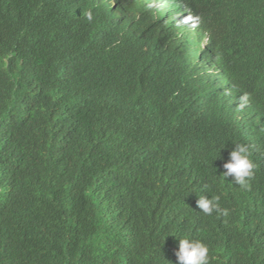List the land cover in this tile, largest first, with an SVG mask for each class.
I'll use <instances>...</instances> for the list:
<instances>
[{
    "label": "trees",
    "instance_id": "16d2710c",
    "mask_svg": "<svg viewBox=\"0 0 264 264\" xmlns=\"http://www.w3.org/2000/svg\"><path fill=\"white\" fill-rule=\"evenodd\" d=\"M142 3L206 38L247 105L210 99L186 46L131 53L107 0H0V264H177L185 236L264 264V0ZM237 143L244 189L222 174Z\"/></svg>",
    "mask_w": 264,
    "mask_h": 264
},
{
    "label": "clouds",
    "instance_id": "9594fccd",
    "mask_svg": "<svg viewBox=\"0 0 264 264\" xmlns=\"http://www.w3.org/2000/svg\"><path fill=\"white\" fill-rule=\"evenodd\" d=\"M107 1L112 8L111 14L119 21L118 26L121 30L125 35L135 38L138 42V46L131 53L138 51L142 43L145 42L148 45L160 47L164 52L169 54L174 51V48L178 47L177 44L174 45L176 41H179L174 34H178L184 41L190 44L186 45L189 48L187 50L188 58H195L207 75L213 78L211 83L203 81L208 85L205 89L209 98H213L219 104H224L227 112H236L247 105L249 101L248 94L241 95L239 93L240 95H238L232 82L228 84L226 81L223 82L224 77L222 73L226 70L215 61L217 56L212 53L213 51L210 48L208 40L197 37L187 27L184 28L183 25H186L184 21H181L182 17L172 18L161 16L156 11L158 3L155 4L154 8L148 9L143 5V0ZM138 7H142L143 9L141 10ZM87 18L91 20V13L88 14ZM144 18H146V21H143ZM149 21H153L151 25L154 28L150 32L146 31L148 29L150 30V26H147ZM165 26L171 27L173 33L168 31L166 33L167 37L164 36L162 38V33L164 32L159 33V30L160 28H165ZM180 44L182 45L183 43L181 42ZM110 49L113 53L117 54V51L111 46ZM239 119L240 117H235L236 122ZM255 167L249 148L246 145L237 143L234 144V148L230 151L228 161L223 164L224 171L222 174L225 179L231 177V182H234L240 188L244 189L248 187V183L254 175ZM197 206L205 215L210 216L216 213L217 215L227 216L229 214L228 209L221 208L219 195H210V198L209 196H199ZM175 255L177 257V264H210L209 248L199 239L194 240L187 236L180 238L178 250Z\"/></svg>",
    "mask_w": 264,
    "mask_h": 264
},
{
    "label": "bare ground",
    "instance_id": "6f19581e",
    "mask_svg": "<svg viewBox=\"0 0 264 264\" xmlns=\"http://www.w3.org/2000/svg\"><path fill=\"white\" fill-rule=\"evenodd\" d=\"M138 8H140V7H138ZM141 10L143 9L142 7L140 8ZM143 21H146V18H144V20ZM143 21H141V22H143ZM153 21H149L148 23V25L147 26H150L149 28H150V30L148 29V30H146V31H148V32H150V31H152L154 28H153V26L151 25V23H152ZM144 23V22H143ZM143 30H145V29H143ZM146 31H144V32H146ZM168 31H170L171 33H173V29L171 28V27H168V26H165V28H160V30H159V33H162V32H164V33H162L163 35H162V38L164 37V36H166V33H168ZM176 37H177V39L179 40V41H176L175 43H174V45H178V47L177 48H174V50H176L177 52H178V50H182L183 49V46H186V45H190L187 41H184L182 38H181V36H179V35H176V34H174ZM167 37V36H166ZM183 43L182 45L180 44V43ZM169 50H170V48L169 47H167ZM172 51V50H171ZM213 53V52H212ZM226 79V78H225ZM228 84V83H227ZM236 92V91H235ZM236 94H238V95H240L238 92H236Z\"/></svg>",
    "mask_w": 264,
    "mask_h": 264
},
{
    "label": "rangeland",
    "instance_id": "374dc122",
    "mask_svg": "<svg viewBox=\"0 0 264 264\" xmlns=\"http://www.w3.org/2000/svg\"><path fill=\"white\" fill-rule=\"evenodd\" d=\"M132 11V9H130Z\"/></svg>",
    "mask_w": 264,
    "mask_h": 264
}]
</instances>
